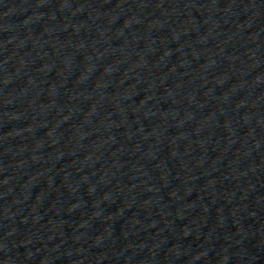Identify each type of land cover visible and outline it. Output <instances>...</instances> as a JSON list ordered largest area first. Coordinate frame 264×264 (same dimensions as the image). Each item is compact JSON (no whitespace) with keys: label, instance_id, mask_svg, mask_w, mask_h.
<instances>
[{"label":"water","instance_id":"water-1","mask_svg":"<svg viewBox=\"0 0 264 264\" xmlns=\"http://www.w3.org/2000/svg\"><path fill=\"white\" fill-rule=\"evenodd\" d=\"M0 264H264V0H0Z\"/></svg>","mask_w":264,"mask_h":264}]
</instances>
